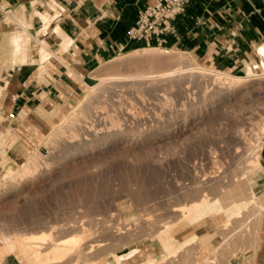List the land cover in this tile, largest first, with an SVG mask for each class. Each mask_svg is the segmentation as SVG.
Masks as SVG:
<instances>
[{"label": "rangeland", "instance_id": "374dc122", "mask_svg": "<svg viewBox=\"0 0 264 264\" xmlns=\"http://www.w3.org/2000/svg\"><path fill=\"white\" fill-rule=\"evenodd\" d=\"M23 35L20 42L28 37L26 32ZM14 46L19 49L17 42ZM149 47L154 46L144 48ZM155 47L170 53L120 64L118 61L137 48L122 52L97 68L86 82L94 85L98 83L96 77L117 76L129 70L158 73L174 65L173 50L183 53L192 65L190 71L196 73L180 76L169 85L166 81L156 83L152 91L133 87L128 80L112 86L115 89L100 86L103 91L96 90V94L103 93L87 97L85 84L70 109L46 130L42 142L46 150L40 154L37 168L18 176L11 187L6 172L0 176V241H15L23 253L24 263L18 260L21 264H52L37 262L23 251L22 241H36L44 252L54 241L71 236L80 238L77 249L55 264H101L103 257L116 255L124 246L153 237L164 255L151 264H228L236 252L232 241L244 239L245 230L257 223L261 213L250 198L249 178L257 168L253 159L264 141V127H258L264 118V64L259 66L262 72L250 78L243 76L244 81L230 91L193 69L197 64L207 66L182 50L166 43ZM184 63H177L178 67L183 68ZM88 104L94 107L93 119L74 121L86 116ZM77 126L82 128L78 130L80 137L73 141ZM116 128L121 133L114 144L89 153H78L72 147L83 137L89 142ZM203 199L218 202L220 209L234 199L242 214L231 221L229 229L223 226L227 214L215 216L219 208L208 215L201 210L188 218V209ZM206 216L215 218L221 225L219 230L224 229L219 232L222 240L213 246L194 242L170 258L163 236L183 221L191 226ZM193 236L189 229H183L175 245ZM5 245L0 242L1 258L11 255L3 250ZM138 251L117 256L122 261ZM142 264H149L147 258Z\"/></svg>", "mask_w": 264, "mask_h": 264}, {"label": "crops", "instance_id": "0c3cea01", "mask_svg": "<svg viewBox=\"0 0 264 264\" xmlns=\"http://www.w3.org/2000/svg\"><path fill=\"white\" fill-rule=\"evenodd\" d=\"M146 4L145 0H0V176L15 170L32 152H45L46 130L70 109L88 76L122 52L166 43L198 63L234 76L245 77L254 67L261 72L264 0H190L171 22L174 34L129 40L127 32ZM23 32L28 37L20 42ZM257 159L249 193L250 198L264 200V141ZM257 219L245 230L244 239L232 241L236 252L228 264H264V210ZM215 221L206 216L188 229L199 238L214 234L213 246L224 231ZM134 249L141 252L122 264H142L146 258L147 263H157L164 255L154 237L124 246L116 255L126 256ZM103 258L101 264H116L112 255ZM1 264L21 263L3 255Z\"/></svg>", "mask_w": 264, "mask_h": 264}, {"label": "bare ground", "instance_id": "6f19581e", "mask_svg": "<svg viewBox=\"0 0 264 264\" xmlns=\"http://www.w3.org/2000/svg\"><path fill=\"white\" fill-rule=\"evenodd\" d=\"M40 43L42 45V42H40ZM44 46L45 45H43V48H44ZM45 48H47V47H45ZM168 53H170V52L167 51V50L158 48V47L142 48V49H139V50H134V51L129 52L128 54L125 55V57L122 60L118 61V63L122 64L124 62L125 63H131V62H135L137 60L139 61V60H147V59H154V58L157 59V58H162V57L166 56V54H168ZM171 54H172V57H175V58H173V61H174L173 64L174 65L172 67H170V68H162L158 73H155V74L152 73V72H150V71L144 73V72H141V71H138V70H129L127 72L120 73L117 76H111V75H109L108 77L107 76H104V77H101V78L100 77H96L97 78V81H98L97 84H94V85H86L87 86V91H88L87 97H89V96L91 97L92 95L95 96L99 92L103 91L102 90L103 89L102 88L103 85H105L104 87H106V88H108V87L110 88V86L111 87L112 86H119L120 84H118V83H122V82H125V81H128L129 80L130 81V85H132L133 87L134 86H136V87L137 86H139V87L142 86L143 88H145V89L147 88V90L152 91L151 89H152V87L154 85H156V83H159V82H162L163 83V81L164 82L166 81L167 82L166 85H167L168 82L171 81L170 82V84H171L173 82V80H175L178 77L180 78V76H182V78H183L185 75L187 76V74L196 73L195 71L194 72H191L192 70L190 71V68L189 67L192 66V65L190 63H187V61H185L184 56H183V53H181L179 51H176V50H173V52ZM181 61L185 62L183 68L178 67V64H180ZM194 68H196L197 70H200L199 73H201L205 77H209V79H211L212 81H215L216 83L214 82V84H220V85H222V87H224L223 85H225V87L228 90H230V91L233 90V88H236L237 86H239L242 83L241 80H243L242 79L243 77L234 76L233 74H230V73L225 72V71H222V70H213L211 68L202 67V66H199L198 64L196 65V67H193V69ZM256 69H257L256 67L249 68L247 70L246 77L247 78H250V77L256 76L259 73V70L257 71ZM261 80H264V79H261ZM163 84H165V83H163ZM100 86H101L102 89L100 88ZM106 88H104V89H106ZM112 89H115V88L112 87ZM96 90H101V91H98V93L96 94ZM222 90H223V88H222ZM135 91H137V90H135ZM149 91H147V92H149ZM104 92H105V90H104ZM101 93H103V92H101ZM226 93H227L226 95L229 96L228 92H226ZM98 95H100V93ZM104 96H102V97H104ZM97 98H98V96H97ZM215 100H216V98H215ZM95 101H94V103H95ZM105 104H106V102H105ZM212 104H214V103H212ZM107 109H110V108H107ZM116 109H118V108H116ZM103 110H105V109H103ZM110 111H112V110H110ZM113 112H115V111H113ZM94 113H95L94 112V107H91L88 104L87 105L86 114H85L86 116L84 118L82 117L81 119L79 118L78 120L76 119L74 121H78V122L80 121V123H81V122H85L86 119L92 120L93 118H91V117H94ZM97 114H99V113H96L95 115H97ZM101 114H102V112H101ZM70 119L72 120V118H70ZM258 124H259V126H258L259 129H260V127L261 128L264 127V118H261ZM81 125H84V124H81ZM105 127H104V129H105ZM173 127H175V126H173ZM85 128H86V126H85ZM90 128H92V127H90ZM73 129H74V133H73L74 137L72 138V140L73 141H77L78 138L80 137V135L78 133V130L79 129H82V128L77 126V129L75 127ZM168 130H169V127H168ZM104 132H103V136L101 135L102 138L99 137V139H94L92 137L93 140L87 142L88 139L86 141H84L85 138L83 137L84 139L81 138V140L78 141V142H76L75 145L72 144L73 145L72 147H74L75 151H77L78 153H85V152H88L90 150H94V149H96V148H98L100 146H106L107 144H109V145L110 144H114V143H116V142H118L120 140L119 136H120V133L121 132H120V129L119 128H116V129L107 131L106 133H104ZM87 134H89V133H87ZM100 134H102V133H100ZM90 136H89V138H90ZM85 137H87V136H85ZM40 157H41L40 154H38L37 152H32L31 155H30V157L26 160L25 163H23L24 165L21 166L20 169L17 172L16 171L14 172L13 169H8L6 171V175L9 178V186L11 187V185H13V180H15L18 176L22 177L26 173H30L31 170H35L37 168V166L39 165V163H40L39 162L40 161ZM61 161H62V159H61ZM253 161H254V164H253L254 167L258 166V159H257V157L255 159H253ZM222 202H224V201H222ZM253 204L256 207L257 213H259V212L261 213L262 210H264V200H262L261 198L255 197ZM217 208H219V209H217ZM216 209H217L218 212L215 214V216H218V215L223 214V213H225V214L228 215L229 218L225 221V223L223 225L225 227H227V226L230 227L231 221L233 219L239 218V216L242 214V212L240 211V207L237 206V205H235V204H233V203H231V201H230L229 204H227L226 207L224 206L223 208L221 207V209H220L218 202H215L214 204H211L209 201L203 199V200L197 201L194 206L190 207L188 209V211L186 212V214H187L186 216L189 218L192 215H194L195 213L197 214L201 210L204 211L203 212V215H205V214L208 215L211 212H214ZM182 215H180V217H182ZM184 215H185V213H184ZM258 215L260 216V214H258ZM184 222L185 221H183V224L181 223L175 229H173L172 231H170L167 234H165L163 236V238H162V240H163L164 243L168 242V244L164 245V249H165V251H167V253H168V255H169L170 258L172 256H175L176 254H178L181 249L187 247L188 245H190V244H192L194 242L198 243L197 241H199V242H203L205 244L206 243H209L210 240L214 236V234L213 235L207 234V235H204V236H202V237L199 238L196 235H194L191 239H188L184 243L183 242L182 243L180 242V244L178 243L179 245L176 246L175 243L177 242L176 237L178 235V232H180L183 229H188V227H190L188 223H186V222L184 223ZM228 235H230V234H228ZM36 238H39V237H36ZM226 239H228V238H226ZM79 241H80V238H77L76 236H71V237H68V238H65V239L56 241V242L54 241L51 244V246L46 251H44V252L41 251L40 247H37L38 242H36V241H32V240L28 241V240H25V241H22L21 244L23 246V251L24 252H27V253L29 252L32 255V257L37 262L40 263V261H45V262H48V263L50 262L52 264H55V263L63 262L73 251H75V249H77V246L79 245ZM0 242H4L6 244L5 245L6 247L3 249L5 252H10L12 256H14L15 258H17V260H19L21 263H24V259H23V255H22L23 253L20 252L17 249V245H16L15 241H12L11 239H8L7 241H0ZM188 242H189V244L186 245V243H188ZM218 247H216V248H218ZM113 258H114L116 264H122L120 257H118L117 255H114ZM1 259L2 258L0 257V264H1ZM41 264H43V263H41ZM149 264H151V262H149Z\"/></svg>", "mask_w": 264, "mask_h": 264}, {"label": "built area", "instance_id": "2783aa9c", "mask_svg": "<svg viewBox=\"0 0 264 264\" xmlns=\"http://www.w3.org/2000/svg\"><path fill=\"white\" fill-rule=\"evenodd\" d=\"M145 1V8L139 12L135 25L127 32L129 40H151L165 33L174 34L171 22L185 11L190 0Z\"/></svg>", "mask_w": 264, "mask_h": 264}]
</instances>
